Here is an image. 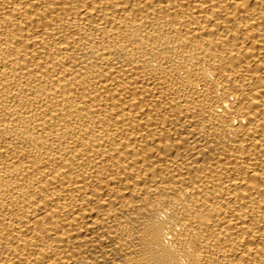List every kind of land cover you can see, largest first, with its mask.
I'll return each instance as SVG.
<instances>
[{
  "label": "bare ground",
  "instance_id": "bare-ground-1",
  "mask_svg": "<svg viewBox=\"0 0 264 264\" xmlns=\"http://www.w3.org/2000/svg\"><path fill=\"white\" fill-rule=\"evenodd\" d=\"M0 264H264V0H0Z\"/></svg>",
  "mask_w": 264,
  "mask_h": 264
}]
</instances>
